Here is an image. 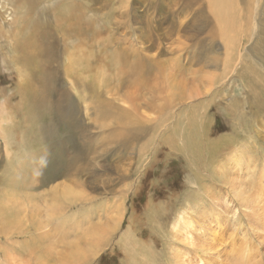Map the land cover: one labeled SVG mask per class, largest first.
I'll return each mask as SVG.
<instances>
[{
	"label": "rangeland",
	"instance_id": "rangeland-1",
	"mask_svg": "<svg viewBox=\"0 0 264 264\" xmlns=\"http://www.w3.org/2000/svg\"><path fill=\"white\" fill-rule=\"evenodd\" d=\"M60 1L42 0L44 23ZM115 2L91 3L81 47L56 37L77 144L21 96L37 70L0 0V264H264V0H233L231 22L209 0L163 17ZM190 120L217 148L208 161L169 145Z\"/></svg>",
	"mask_w": 264,
	"mask_h": 264
},
{
	"label": "bare ground",
	"instance_id": "bare-ground-1",
	"mask_svg": "<svg viewBox=\"0 0 264 264\" xmlns=\"http://www.w3.org/2000/svg\"><path fill=\"white\" fill-rule=\"evenodd\" d=\"M115 1H117L118 4L122 2L121 3L122 7L120 9L121 12L117 11L118 15L120 16H128V14H132V11H128L129 9H127V7L124 5L125 4L124 2H127V3L133 2L134 4H137V5L139 4L140 7L142 6L143 10H142L141 16L156 15L160 17L166 16V15H174L178 11V9H179V13H184L185 10L187 9H192V12H193L194 5H197L199 3L201 4V0H123L124 2L121 0H120L121 2H119V0H61L60 2L55 3L53 7L52 5L50 6L52 13L54 14V17H55L54 24L50 25L47 20H46L47 22L44 23V20L41 17L43 15V13L41 12H43L44 9L42 10L39 9V5H41L42 0H3L4 3H10L15 8V13H14L16 14L15 20L14 21L12 20L13 23H11L14 27L13 31H15L14 39H13L14 40L13 49L15 50V53L17 54V56L21 55L19 59L25 62V65H28V66L32 65L34 69L37 70L36 72L34 71L32 72V78L34 81H36L39 84L38 88L30 89V90H27V88H22L21 96H29L28 98L32 97L36 101V104L38 105L39 109L45 111V112L43 111L44 115H47L48 113V115L50 116L58 117V120L60 121L61 125H63L65 129L70 131L71 133L70 135L71 138L70 137L68 138L69 143H71L74 140L78 144L82 140V136L80 135V132H75V130L72 129L76 122H74V118L71 117L70 112L67 115L66 113L62 114L64 106H65L62 104V101L65 99V96L67 94L59 89L58 90L56 89L55 87L56 84L54 83V80H53L55 77L51 76L52 73L50 71V68H52L53 66V60L55 59L54 56H55V51H56V46H57L56 37L59 34L62 37H64L66 41H71V39L74 37L73 39L75 40L76 43H78L77 44L78 47H81L83 43L81 41L85 40L84 36L86 35L85 14H88L89 12H92L93 10H95V8L94 9L92 8L91 3L96 2L97 4H100V6L113 8L114 4L116 3ZM209 1H211L214 4L215 10L217 12V16L220 18L222 22H224L228 18H229L228 21L231 22L233 0H209ZM164 4L165 5L169 4L170 7L164 6ZM176 6H178V9L176 8ZM5 7L4 6L1 7L3 8V11ZM1 8L0 10H2ZM46 10L47 9H45V11ZM200 10L201 9H199L198 11ZM45 13L46 12H44V14ZM18 16L20 17L17 18ZM44 16H45L44 17L45 19L46 17H48L46 15ZM56 24H57V27L55 30ZM4 33L5 31H3V29H0V36H2ZM70 43L71 42H69V44ZM52 97L54 98V100L55 99L57 100L56 102L53 103V107L50 105V111H49V108L46 105L48 103L47 99L52 98ZM70 110H71V105L67 104V106H65V111L68 112ZM117 115L119 116V118L125 117L124 113L117 114ZM67 116H70V117L67 118ZM185 132H187L185 136H184V133L180 135V138H182L183 144H184L182 145L183 146L182 148H180V145H178L175 140L170 141L169 145L174 148L173 150L183 151L192 158H195L197 156H200V154H203V157L205 156L207 161L210 160L212 153H216V149H217L216 147H214V143H212V140L207 139L206 138L207 135H204L202 133L198 134L199 131L197 130L192 120L189 121ZM81 152H84V151H81ZM43 160H44V157H43ZM28 200L29 201H27L26 203L32 202L31 199H28ZM182 221L183 219H180V221L175 225V227L177 228ZM190 224L191 223L187 225L188 228H191L189 226ZM182 238H183V241H185L190 247L198 246V244H193L194 238L190 236L189 234L186 235L185 238L183 237V234H182ZM180 239L181 238H178V240ZM256 243L257 245L261 244L259 240ZM198 248L200 249L199 246ZM246 248L247 247L244 245L243 249L246 250ZM250 250L251 249L246 250L248 254H250L249 253ZM93 255L94 254H92V256ZM187 260H188L187 258L183 259L181 261L182 264H190L189 262H186ZM253 260H251L252 261L251 264H259V262H257L256 260L255 261Z\"/></svg>",
	"mask_w": 264,
	"mask_h": 264
}]
</instances>
